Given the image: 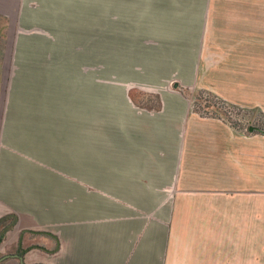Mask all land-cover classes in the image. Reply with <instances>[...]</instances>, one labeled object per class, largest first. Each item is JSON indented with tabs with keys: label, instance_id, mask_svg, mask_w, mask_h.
I'll list each match as a JSON object with an SVG mask.
<instances>
[{
	"label": "crops",
	"instance_id": "crops-1",
	"mask_svg": "<svg viewBox=\"0 0 264 264\" xmlns=\"http://www.w3.org/2000/svg\"><path fill=\"white\" fill-rule=\"evenodd\" d=\"M40 11L110 12V166L84 118H0V264H264V133L194 108L264 113V0H0Z\"/></svg>",
	"mask_w": 264,
	"mask_h": 264
},
{
	"label": "rangeland",
	"instance_id": "rangeland-1",
	"mask_svg": "<svg viewBox=\"0 0 264 264\" xmlns=\"http://www.w3.org/2000/svg\"><path fill=\"white\" fill-rule=\"evenodd\" d=\"M86 13L94 15L93 21ZM46 14L0 12V118H84V129L92 126L99 133L93 147L100 152L86 151L83 164L98 159L99 168L106 169L110 166V12H83V26L75 27L52 26L50 22L54 25L57 20L49 21ZM64 29L71 42L62 41ZM205 96L219 116L241 129L264 127V113L257 108L230 105L206 92L195 98L200 113L215 115L200 108ZM132 98L143 107L155 103L145 91L132 90ZM87 142L84 139V145ZM109 173L82 172L86 179H106Z\"/></svg>",
	"mask_w": 264,
	"mask_h": 264
},
{
	"label": "trees",
	"instance_id": "trees-1",
	"mask_svg": "<svg viewBox=\"0 0 264 264\" xmlns=\"http://www.w3.org/2000/svg\"><path fill=\"white\" fill-rule=\"evenodd\" d=\"M200 92H206L208 95H211V96H213L214 98H216V99H218V100H220V101H222V102H225V103H227L226 101H224L223 99H221L220 97H218V96H216L215 94H213V93H211V92H208V91H200ZM200 92H199V94H200ZM200 96V95H199ZM195 102V104H194V108L196 109V110H198L197 108H196V100L194 101ZM230 104V103H229ZM231 105V104H230ZM235 106V105H234ZM237 107H240V106H237ZM256 108V107H255ZM258 110H260L259 108H257ZM261 111V110H260ZM262 112V111H261ZM263 114V113H262ZM232 125H234L235 127H237V128H240L239 126H237L235 123H232V122H230ZM245 131H257V132H262V133H264V127H261V128H254L252 125H249L248 127H247V130H245Z\"/></svg>",
	"mask_w": 264,
	"mask_h": 264
},
{
	"label": "built area",
	"instance_id": "built-area-1",
	"mask_svg": "<svg viewBox=\"0 0 264 264\" xmlns=\"http://www.w3.org/2000/svg\"><path fill=\"white\" fill-rule=\"evenodd\" d=\"M206 95V94H205ZM209 102L206 101V96L203 98V103H201V107L203 110L205 111H211L212 113H214L215 115H217L216 113H218L217 116H219L221 113L219 111H217L216 108H214L213 103L212 104H208ZM221 117V116H220ZM224 119V118H223ZM226 120V119H225ZM227 121V120H226ZM230 122V121H228Z\"/></svg>",
	"mask_w": 264,
	"mask_h": 264
},
{
	"label": "water",
	"instance_id": "water-1",
	"mask_svg": "<svg viewBox=\"0 0 264 264\" xmlns=\"http://www.w3.org/2000/svg\"><path fill=\"white\" fill-rule=\"evenodd\" d=\"M22 250V249H21ZM9 255V254H8ZM10 255H18V256H20V254L19 253H13V254H10Z\"/></svg>",
	"mask_w": 264,
	"mask_h": 264
}]
</instances>
